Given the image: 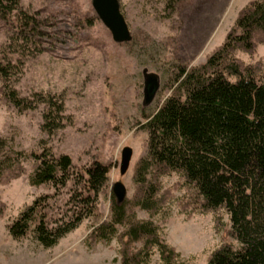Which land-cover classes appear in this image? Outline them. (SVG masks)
I'll list each match as a JSON object with an SVG mask.
<instances>
[{
	"label": "rangeland",
	"instance_id": "rangeland-1",
	"mask_svg": "<svg viewBox=\"0 0 264 264\" xmlns=\"http://www.w3.org/2000/svg\"><path fill=\"white\" fill-rule=\"evenodd\" d=\"M163 1L118 0L130 34L141 29L153 40L137 38L128 43L111 39L90 0H18L11 11L0 8V56L4 52L13 61H22L11 78L12 85L20 95L40 91L63 104L61 126L47 134L39 127L40 104L19 112L0 94V135L25 153L23 172L0 184V264H119L115 238L85 245L93 223L89 217L50 247L40 246L30 234L12 238L5 222L35 196L53 189L49 184L27 182L33 166L29 153L38 152L43 145L54 154H68L73 168L84 167L93 159L108 165L107 181L97 200L101 217L108 214L109 195L115 198L111 190L115 182L124 186L125 196H131L133 165L145 150L146 132L139 128L141 113L151 112L168 94L166 84L173 64L202 62L249 0H189L177 5L170 16L165 14ZM18 10L33 16L32 28L20 25ZM11 48L16 51L6 53ZM231 55L254 65L257 76L264 77V38L252 52L235 49ZM147 79L153 81L154 89L144 99ZM124 145L131 148V156L120 173ZM158 179L160 188L170 191L163 207L152 216L135 207L134 214L157 224L161 238L178 252L175 264H207L210 251L219 244L236 245L227 232L229 221L222 207L207 212L192 211L189 205L179 209V202L188 198V186L175 171ZM61 190L48 200L53 210L61 206L64 188ZM147 264H159L154 248Z\"/></svg>",
	"mask_w": 264,
	"mask_h": 264
},
{
	"label": "trees",
	"instance_id": "trees-1",
	"mask_svg": "<svg viewBox=\"0 0 264 264\" xmlns=\"http://www.w3.org/2000/svg\"><path fill=\"white\" fill-rule=\"evenodd\" d=\"M188 1L164 0L166 16ZM17 2L0 0V8L11 11ZM19 14L20 25L32 28L33 16L22 10ZM22 36L26 40V33ZM137 38L153 41L141 29L130 40ZM263 38L264 0H249L202 62L173 64L168 94L151 112L141 113L139 128L146 132V141L133 165L132 194L119 202L110 194L105 217L97 200L107 181V164L93 159L73 168L66 153L54 154L44 145L30 152L28 184H49L53 189L35 196L5 222L8 235L19 239L30 234L40 246L50 247L89 217L93 223L84 241L87 247L115 238L119 264H147L153 248L159 264H175L178 252L161 238L157 224L134 214L135 207L149 216L163 207L170 191L160 188L158 178L175 171L189 188L179 209L189 205L192 211L207 212L222 207L227 213V232L236 245L219 244L210 251L207 264H264V77L257 76L254 65L231 55L235 49L252 52ZM16 60L4 52L0 56V94L19 112L40 104L39 127L49 134L62 124L63 104L40 91L20 95L12 85L22 63ZM24 154L0 135V184L23 172ZM63 188L61 206L53 210L48 200Z\"/></svg>",
	"mask_w": 264,
	"mask_h": 264
},
{
	"label": "water",
	"instance_id": "water-1",
	"mask_svg": "<svg viewBox=\"0 0 264 264\" xmlns=\"http://www.w3.org/2000/svg\"><path fill=\"white\" fill-rule=\"evenodd\" d=\"M90 4L96 16L108 29L110 37L114 42L121 43L130 40V30L120 11L118 0H90ZM153 89V81L151 79L145 80L143 87L144 99H147V93L152 94ZM130 156L131 148L128 145H124L120 150V173L126 170ZM111 190L117 202L121 201L125 196V188L120 182H115Z\"/></svg>",
	"mask_w": 264,
	"mask_h": 264
},
{
	"label": "crops",
	"instance_id": "crops-1",
	"mask_svg": "<svg viewBox=\"0 0 264 264\" xmlns=\"http://www.w3.org/2000/svg\"><path fill=\"white\" fill-rule=\"evenodd\" d=\"M95 244V243H94ZM93 245V244H92ZM41 249V248H40ZM36 250H39V248H36Z\"/></svg>",
	"mask_w": 264,
	"mask_h": 264
}]
</instances>
